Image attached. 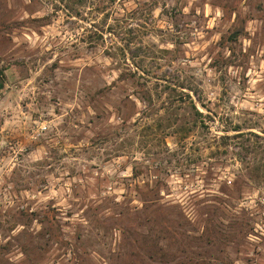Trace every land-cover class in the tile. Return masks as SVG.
<instances>
[{"label":"rangeland","instance_id":"374dc122","mask_svg":"<svg viewBox=\"0 0 264 264\" xmlns=\"http://www.w3.org/2000/svg\"><path fill=\"white\" fill-rule=\"evenodd\" d=\"M0 74V264H264V0H0Z\"/></svg>","mask_w":264,"mask_h":264},{"label":"water","instance_id":"95a60500","mask_svg":"<svg viewBox=\"0 0 264 264\" xmlns=\"http://www.w3.org/2000/svg\"><path fill=\"white\" fill-rule=\"evenodd\" d=\"M235 37V36H233ZM5 85V80L3 78V76L0 74V88L3 87Z\"/></svg>","mask_w":264,"mask_h":264},{"label":"trees","instance_id":"16d2710c","mask_svg":"<svg viewBox=\"0 0 264 264\" xmlns=\"http://www.w3.org/2000/svg\"><path fill=\"white\" fill-rule=\"evenodd\" d=\"M2 75V74H1Z\"/></svg>","mask_w":264,"mask_h":264}]
</instances>
